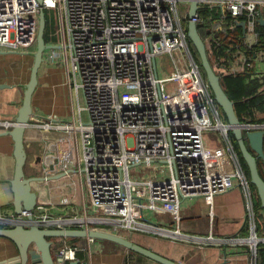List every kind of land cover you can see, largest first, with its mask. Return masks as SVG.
<instances>
[{
  "label": "built area",
  "instance_id": "2783aa9c",
  "mask_svg": "<svg viewBox=\"0 0 264 264\" xmlns=\"http://www.w3.org/2000/svg\"><path fill=\"white\" fill-rule=\"evenodd\" d=\"M187 4L188 0H0L4 50L31 51L39 11L56 13V22L47 18L51 41L46 44L57 47L44 51L43 60L64 67L69 95L75 98L70 119L37 117V122H28L25 141L41 144L37 158L42 176L72 171L67 175L78 177L88 203L81 205L79 214L57 219L36 204L33 223L169 235L147 221L142 211H161L176 222L181 197H199L210 206L216 195L235 186L249 194L251 185L229 139V127L189 47L183 26L188 22ZM198 6L191 21L207 31L202 40L214 73L219 78L264 74V40L260 41L264 22L259 23L264 21V0H201ZM202 8L217 13L203 17ZM235 28L240 33L230 34ZM162 53L170 54L174 64L168 81L176 89L167 95L160 90L153 65ZM239 123L243 135L264 131V119L244 117ZM8 126L0 122L3 129ZM209 129L225 141L234 164L229 172L210 169L202 141V133ZM162 167L165 173L156 174ZM53 170L55 174L47 175ZM68 203L67 198L61 201ZM28 215L20 213L25 225L30 224ZM15 223L16 215L0 214V227ZM254 227L252 223L249 238L235 239L248 245L250 264H257L261 241ZM173 234L180 235L178 230ZM83 250L64 244L54 260L74 261Z\"/></svg>",
  "mask_w": 264,
  "mask_h": 264
},
{
  "label": "crops",
  "instance_id": "0c3cea01",
  "mask_svg": "<svg viewBox=\"0 0 264 264\" xmlns=\"http://www.w3.org/2000/svg\"><path fill=\"white\" fill-rule=\"evenodd\" d=\"M207 23L205 19V24ZM239 33V28L230 31V34ZM0 51L3 52L0 54V122H8L9 126L6 130H10L11 123L21 105L22 91L29 76L32 53L4 49ZM41 65V72L37 77L38 83L32 96L33 117L52 114L59 119H70L72 99L69 95L64 67L47 63L45 59ZM46 93L54 98L53 113L43 111L45 107L42 102ZM32 118L29 122H32ZM6 130L0 127V214L3 217H11L15 215L10 185L14 159L11 137L2 134ZM216 133L217 141H210L208 137L205 141L202 140L204 152L210 160L209 165L213 173L229 172L234 168V164L226 151L222 135L218 131ZM25 139L27 138L24 136V143L28 146L38 143H31ZM32 156L39 164L38 156L36 158L34 154ZM226 159H229L230 164ZM38 166L41 174L36 175L34 172L28 177L42 176L40 164ZM32 167L33 165L29 168L33 170ZM52 174H55L54 170L47 175ZM156 174H161L160 170ZM76 179L78 180L76 175L70 174L45 183H32V190L37 193L36 204L43 205L44 212L56 219L80 213V207L85 203L86 195L84 189L77 185ZM63 198H67L69 203L61 204ZM142 214L147 221L168 230L169 235H155L146 231H121V229H117L114 233L179 264H250L248 245L238 243L235 239L249 238L252 223L255 225L256 236L261 239L259 244H264V226L259 225L258 229L256 228V219L263 218L262 214H264L259 206L256 192L250 189L247 194L239 186L216 195L210 206L199 197H181L178 210L180 219L176 222L172 220L171 215L161 211L144 209ZM105 230L112 232L106 228ZM174 230H178L180 235H174ZM49 240L52 242L53 258L56 250L64 244L84 249L76 253L74 261L56 264H69L75 261H79L77 264H158L115 243L110 245L113 243L109 244L108 241L93 240L91 242L86 238ZM17 255L15 245L10 240L0 237V264H13Z\"/></svg>",
  "mask_w": 264,
  "mask_h": 264
},
{
  "label": "water",
  "instance_id": "95a60500",
  "mask_svg": "<svg viewBox=\"0 0 264 264\" xmlns=\"http://www.w3.org/2000/svg\"><path fill=\"white\" fill-rule=\"evenodd\" d=\"M201 0H188V22L186 24V35L190 44L195 49L200 68L205 76V82L211 92L214 103L222 112L229 131L236 141L241 158L248 169V180L254 187L259 199V206L264 212V179L259 174L257 159L264 162V131L257 130L243 135L241 125L235 116L233 103L229 100L222 87L219 77L214 73L207 58L205 45L200 37L197 26L191 21L199 6ZM264 21L259 20L262 24ZM242 26V23H238ZM45 29V17L42 10L39 11V21L35 38V50L32 53V62L29 70L27 82L22 91V101L18 108L14 121L11 123L10 130L3 131L2 134L9 135L13 142V177L10 181L13 194L14 213L16 223L12 227H0V237L10 240L16 247L18 255L14 258L13 264H56L51 254V244L49 239L55 238H90L102 241H108L122 246L138 255H141L158 264H179L168 258L154 253L153 251L141 247L128 239L119 235L95 230V229H77L55 227L48 228L37 223H33L32 215L35 213L37 193L32 190L34 182H48L65 177L70 172H62L52 176H26L24 165L27 160L24 136L26 126L29 120L34 116L32 109V96L38 83L37 73L43 62L44 51L56 48L54 45H47L44 42L43 34ZM207 32V31H206ZM3 52L0 51V54ZM155 69V60L153 61ZM38 159V158H37ZM37 161V160H36ZM21 211H26L29 215L26 217L30 224L25 225L20 216ZM78 261L69 264H77Z\"/></svg>",
  "mask_w": 264,
  "mask_h": 264
},
{
  "label": "trees",
  "instance_id": "16d2710c",
  "mask_svg": "<svg viewBox=\"0 0 264 264\" xmlns=\"http://www.w3.org/2000/svg\"><path fill=\"white\" fill-rule=\"evenodd\" d=\"M199 12L201 15H203V17H205L208 11L207 9L202 8ZM44 17H45V29H44L43 39L45 43H48L51 41V39L48 37V33L51 30V25L48 23V19L45 14ZM186 24L187 23L183 21V26L185 27V29H186ZM197 31L200 37L204 39L206 36V31L203 28V26H197ZM262 36L264 37V25L261 27L260 41L264 40ZM188 43L190 50L192 51L193 56L200 67L199 57L193 46L190 44V42ZM200 71L203 79L205 80V76L201 68ZM219 81L223 91L225 92L229 100L233 103V110L239 122H241L244 117L245 118L248 117L252 121H261L264 119V84H263L264 74L255 75L254 77L250 76L249 73L224 75L219 78ZM256 111L261 112L263 114V118L258 119L254 115ZM221 116L225 120L222 112H221ZM229 139L231 141L235 153L237 154L239 164L245 176L248 178L249 175H248L247 166L243 161V159L241 158L236 141L231 135L230 131H229ZM259 174L264 179V170H259ZM251 187L255 191L254 187L253 186ZM260 263L264 264V244H259L257 247V264Z\"/></svg>",
  "mask_w": 264,
  "mask_h": 264
},
{
  "label": "rangeland",
  "instance_id": "374dc122",
  "mask_svg": "<svg viewBox=\"0 0 264 264\" xmlns=\"http://www.w3.org/2000/svg\"><path fill=\"white\" fill-rule=\"evenodd\" d=\"M207 11H208L207 12V16L217 13V11L215 9L214 10L213 9H211V10L207 9ZM180 12H181V14L184 13V5L183 4L180 5ZM44 14L47 16V18H50L51 20L56 22V13L54 11H45ZM220 26L222 28L226 27L225 21H223V20L220 21ZM30 50H31V53L34 52L35 43H32V47H30ZM31 61H32V57H31ZM41 68H42V65L39 67V72L37 74H39L41 72ZM155 70H156L157 78L160 81L159 87H160V90H161L162 94L167 95V94L173 92L176 89V87H175L174 84H172V83H170V81H168L169 76L171 75L172 71L174 70V64L172 62V58H171L170 54L162 53V54H159L158 56L155 57ZM72 101L75 103V98L74 97L72 98ZM42 103H43V107H45L43 109L44 112H51V113L54 112V108H53V106H54V98L52 96L48 95V93L45 94V98H43V102ZM55 112H56V110H55ZM71 115H72V113H71V110H70V116ZM254 115L257 118H260V117L263 116V114L261 112H258V111H256L254 113ZM70 116H68V118ZM32 121L37 122L38 121L37 117H33ZM206 137H208L210 141H217L218 134L214 130H205L202 133V140L204 139V141H205ZM25 146H26L25 149H26V153H27V160H26L25 165H24L25 175L29 176V175L34 174V172H35L36 175L41 174V172H39V170H38V167H39L38 165L39 164L32 162V160H34V158H32L33 154L35 155V157L39 156L41 154L40 144L39 143H34L33 146H28V145H25ZM30 150H31V152H29ZM226 161L228 162V164H230L229 159H226ZM31 165H33V167H32L33 170H31L29 168V167H31ZM163 168L164 167H162L160 169V171L165 173ZM76 181H77V185L80 187L79 181L77 179H76ZM39 183H42V182H39ZM251 190H253L252 187H251ZM78 194L80 195V190L78 191ZM87 203H88V200H87V197H85V204H87ZM76 214H79V213H76ZM262 217L263 218L260 217V218L256 219V228L257 229H258L259 225H263L264 226V214H262ZM121 231H129V230L121 229ZM110 243L111 242H109V244ZM110 245H114V243L110 244Z\"/></svg>",
  "mask_w": 264,
  "mask_h": 264
},
{
  "label": "flooded vegetation",
  "instance_id": "af4514ba",
  "mask_svg": "<svg viewBox=\"0 0 264 264\" xmlns=\"http://www.w3.org/2000/svg\"><path fill=\"white\" fill-rule=\"evenodd\" d=\"M37 157V156H36ZM35 157V158H36ZM36 160V159H35ZM35 160H33L32 162L33 163H36V161ZM257 166L259 167V170H264V163H263V161L261 160V159H257Z\"/></svg>",
  "mask_w": 264,
  "mask_h": 264
}]
</instances>
